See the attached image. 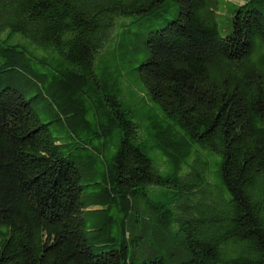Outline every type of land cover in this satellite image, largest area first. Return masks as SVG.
<instances>
[{"label":"trees","instance_id":"16d2710c","mask_svg":"<svg viewBox=\"0 0 264 264\" xmlns=\"http://www.w3.org/2000/svg\"><path fill=\"white\" fill-rule=\"evenodd\" d=\"M167 1L0 0V264H129L139 195L149 216L129 227L154 239L139 264H264V0H231L225 37L217 0H170L171 19ZM119 16L159 26L117 41ZM107 52L114 75L96 69ZM203 151L219 158L213 181ZM204 190L215 204L195 214Z\"/></svg>","mask_w":264,"mask_h":264},{"label":"rangeland","instance_id":"374dc122","mask_svg":"<svg viewBox=\"0 0 264 264\" xmlns=\"http://www.w3.org/2000/svg\"><path fill=\"white\" fill-rule=\"evenodd\" d=\"M218 1V7L216 10V25H217V31L220 37H225L227 34H229L230 31V19H231V12L229 10V2L231 0H217ZM166 12H165V18L166 19H171V15L174 13V3L173 1L168 0L166 2ZM113 30L111 35L115 40L119 41L121 38V35H124L126 39H136L141 37L143 34H145L148 30L152 28H157L159 24L150 21L149 18H142L139 19L138 21L135 22V17L133 16H119L114 19L113 22ZM112 43H107L104 46V49L107 51H110L112 47ZM97 62L96 69L98 73L101 71L106 73H111L114 75L116 73V70H119L120 68H113L111 67V53L107 52L105 56H96L95 58V63ZM138 62H135L133 64H124L125 70L133 68L137 65ZM101 66V68H97ZM121 66V65H120ZM122 67V66H121ZM130 76L123 77L121 79V93L126 101V104L130 107L131 114H130V119L132 122L140 125H144V114L147 111V106L144 104L146 102V98L144 96V91L142 87L138 84L135 83L133 85H130ZM36 94V91L34 89H29L27 94L25 95L26 99H29V97L33 96ZM36 101V98L33 100ZM32 107H35V104L31 102ZM153 108V107H152ZM152 111L148 110V113L151 114ZM158 110L155 108V114L158 115ZM39 117V120L41 123H46L47 121L50 120L48 118V115H43L42 113L37 114ZM158 117V116H157ZM49 127L53 128V125H50ZM139 135L141 136V139L143 140L144 145L148 146L149 142H147L145 134L143 133L142 129H139ZM146 154H149V157L154 161V166L157 167L159 172L163 175L165 172V165L160 161L159 155L152 151L149 152L145 151ZM207 162V167L209 170V179L210 181H213V174L215 172L217 163L219 161V158L215 154H211L210 152L203 151L201 152ZM84 184V183H82ZM153 188V189H149ZM155 187H146L145 192H147V196H151V192L155 191L157 189H154ZM86 190H90V188H84L83 189V195L85 194ZM137 198L138 200L134 202L133 208H131L129 218H127V221L133 225L135 229H138V224L141 227V222L140 218L145 219L146 217L149 216L148 213V208L146 201L144 198H142L140 195ZM190 202L191 205L193 206V212L196 213H201L204 211V208L212 207L213 204H215V199L210 193H208L206 190L200 191L196 196L190 197ZM221 207V206H220ZM138 213H137V212ZM173 214L180 213L179 208H173L172 209ZM138 214V215H137ZM135 220H138L139 223H135ZM152 222V221H151ZM87 227H89V223H86ZM129 225L126 227V231L130 234V240H129V248H128V259H129V264H139L141 260L145 258V256L149 252V248L153 247V237L150 234V231L147 230L145 235H140L141 237L137 236V231L134 229H131ZM176 227L177 223L176 222H171L169 225H167L164 230L166 237L169 239L170 242H175L179 234L176 233ZM152 244V245H151ZM159 254L161 256H164V251L160 250Z\"/></svg>","mask_w":264,"mask_h":264}]
</instances>
